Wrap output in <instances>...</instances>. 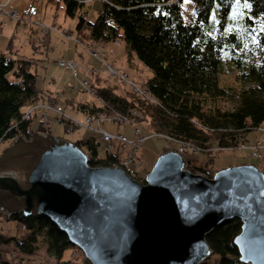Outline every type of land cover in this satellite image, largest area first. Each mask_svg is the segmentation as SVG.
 I'll use <instances>...</instances> for the list:
<instances>
[{
    "label": "trees",
    "instance_id": "obj_1",
    "mask_svg": "<svg viewBox=\"0 0 264 264\" xmlns=\"http://www.w3.org/2000/svg\"><path fill=\"white\" fill-rule=\"evenodd\" d=\"M48 1L62 3L66 16H76V30L88 40L119 41L153 74L144 85L149 100L95 85L101 105L80 103L81 112L140 113L155 132L202 152L213 144L220 150L234 148L264 123V0H247L248 7L245 0H194L197 6L189 22L183 18L181 0H102L93 21L81 12L84 0ZM224 57L235 69L239 87L220 84ZM29 65L28 59L0 55V140L33 132L23 113L25 105L39 98L37 75ZM223 102H232V107ZM74 144L91 166H111L119 159L116 154L99 158L93 138ZM9 219L21 223L25 232L17 239L0 234V242L12 241L21 252L32 254L40 237L47 253L58 260L72 247L45 217L15 214ZM240 226L232 219L207 234L215 258L202 264H243L233 244Z\"/></svg>",
    "mask_w": 264,
    "mask_h": 264
},
{
    "label": "water",
    "instance_id": "obj_2",
    "mask_svg": "<svg viewBox=\"0 0 264 264\" xmlns=\"http://www.w3.org/2000/svg\"><path fill=\"white\" fill-rule=\"evenodd\" d=\"M144 181L120 167L91 166L63 138L18 134L0 154V212L45 217L83 264H202L213 254L206 235L238 219V260L264 264L262 169L236 165L207 177L166 151Z\"/></svg>",
    "mask_w": 264,
    "mask_h": 264
},
{
    "label": "rangeland",
    "instance_id": "obj_3",
    "mask_svg": "<svg viewBox=\"0 0 264 264\" xmlns=\"http://www.w3.org/2000/svg\"><path fill=\"white\" fill-rule=\"evenodd\" d=\"M101 1L84 0L81 12H84L87 20H95L101 10ZM55 2L0 0V49L5 48L8 43L12 44L11 48L4 49L5 54L28 59L29 70L37 75L39 98L23 107L24 118L32 121L33 132L51 134L72 143L93 138L99 158L111 153L117 154L119 159L114 164L126 165L139 182L144 180L158 155L166 151L179 153L187 160L193 173L207 177L230 166L250 164L259 168L264 165L261 153L256 152L254 155V151L243 146L246 142L256 143L262 137L264 123L249 132L245 140L234 148L220 150L213 144L212 149L202 152L155 132L150 119L140 113L121 117L102 112L97 118L88 121L89 115L78 109L80 103L101 105L92 86L109 87L122 96L133 93L149 100L147 91L143 89L146 80L153 74L133 52L126 53L124 45L119 41L98 44L88 40L76 30L78 18L66 16L63 4L56 5ZM180 5L184 20L191 21L196 2L181 0ZM12 7L18 8V18L11 14ZM59 62L64 63L63 66ZM67 63L74 65L76 75L66 67ZM223 65L224 71L219 75L220 84L231 88L239 87L235 69L226 57ZM232 104L223 102L226 108H231ZM57 107L61 108V112L57 111ZM63 116L68 120L64 121ZM104 133L111 138L105 139ZM10 142L9 139L0 141V154ZM0 214V234L5 238H20L25 232L21 223L9 219L11 216L5 213ZM214 258L212 254L205 261H213ZM64 262L83 264V254L72 246L58 260L47 253L42 237L38 239L36 250L32 254L21 252L12 241L0 242V264Z\"/></svg>",
    "mask_w": 264,
    "mask_h": 264
},
{
    "label": "built area",
    "instance_id": "obj_4",
    "mask_svg": "<svg viewBox=\"0 0 264 264\" xmlns=\"http://www.w3.org/2000/svg\"><path fill=\"white\" fill-rule=\"evenodd\" d=\"M10 11H11V14H12L15 18H18V17H19V10H18V8H16V7H12V8H10ZM59 64L63 66L64 63L59 62ZM65 65H66L67 68L73 70V72H74L75 75H76V70H75L74 65H72V64H70V63H67V64H65ZM143 90L146 91L145 88H144ZM57 111L61 112V108H60V107H57ZM112 114H118V113H113V112H112ZM87 115H89V116L87 117V120H88V121H89V120H92V119H95V118H97L98 116H100L99 113H96V114H87ZM118 115L121 116V117H126V116H123V115H121V114H118ZM132 116H133V115H132ZM63 119H64V121H67V120H68V119H67L66 117H64V116H63ZM104 135H105V139H107V140H109V139L111 138L107 133H104ZM96 142L98 143L97 140H96ZM243 146H244L245 148H248V149L254 151V153H253L254 155L256 154V152H257V154H258V153H261L260 146L258 145V143H253V144H250V143H249V144H248V143L246 142ZM114 166H115V167H121L123 170L126 171L127 174H129V176H131L132 178L135 177L134 175H132L133 173L128 169V167H127L126 165H125V166H123V165L120 166V165H118V164H114ZM134 179H135V178H134Z\"/></svg>",
    "mask_w": 264,
    "mask_h": 264
},
{
    "label": "crops",
    "instance_id": "obj_5",
    "mask_svg": "<svg viewBox=\"0 0 264 264\" xmlns=\"http://www.w3.org/2000/svg\"><path fill=\"white\" fill-rule=\"evenodd\" d=\"M12 44H7V46L5 47L6 50L11 48ZM5 48L0 49V55L4 54L5 56H7L5 54L6 50H4ZM10 57V56H7ZM263 133V132H262ZM247 136V135H246ZM256 143H258V145L260 146V150H261V155L262 157H264V133L262 134V137L256 141ZM261 163V162H260ZM260 169H262L264 171V165L262 167H259Z\"/></svg>",
    "mask_w": 264,
    "mask_h": 264
},
{
    "label": "snow or ice",
    "instance_id": "obj_6",
    "mask_svg": "<svg viewBox=\"0 0 264 264\" xmlns=\"http://www.w3.org/2000/svg\"><path fill=\"white\" fill-rule=\"evenodd\" d=\"M237 4H239V0H237ZM245 7H248L249 5L247 4V0H245V5H244ZM233 18H235V17H233ZM262 31H264V28H262Z\"/></svg>",
    "mask_w": 264,
    "mask_h": 264
},
{
    "label": "bare ground",
    "instance_id": "obj_7",
    "mask_svg": "<svg viewBox=\"0 0 264 264\" xmlns=\"http://www.w3.org/2000/svg\"><path fill=\"white\" fill-rule=\"evenodd\" d=\"M5 140V138L1 139L0 141ZM111 154H115V153H111ZM117 155V154H116ZM118 156V155H117ZM105 167H115L114 164H112L111 166H105Z\"/></svg>",
    "mask_w": 264,
    "mask_h": 264
}]
</instances>
